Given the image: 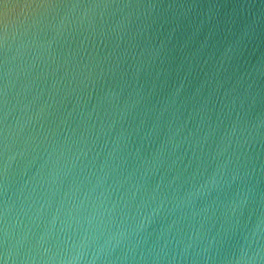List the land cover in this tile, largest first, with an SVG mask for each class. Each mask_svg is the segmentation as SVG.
I'll use <instances>...</instances> for the list:
<instances>
[{"label":"water","instance_id":"95a60500","mask_svg":"<svg viewBox=\"0 0 264 264\" xmlns=\"http://www.w3.org/2000/svg\"><path fill=\"white\" fill-rule=\"evenodd\" d=\"M0 264H264V0H0Z\"/></svg>","mask_w":264,"mask_h":264}]
</instances>
